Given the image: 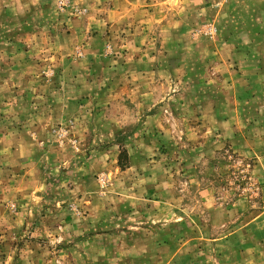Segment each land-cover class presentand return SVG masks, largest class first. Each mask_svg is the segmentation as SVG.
<instances>
[{
    "label": "rangeland",
    "instance_id": "374dc122",
    "mask_svg": "<svg viewBox=\"0 0 264 264\" xmlns=\"http://www.w3.org/2000/svg\"><path fill=\"white\" fill-rule=\"evenodd\" d=\"M263 214L264 0H0V264H242Z\"/></svg>",
    "mask_w": 264,
    "mask_h": 264
},
{
    "label": "crops",
    "instance_id": "0c3cea01",
    "mask_svg": "<svg viewBox=\"0 0 264 264\" xmlns=\"http://www.w3.org/2000/svg\"><path fill=\"white\" fill-rule=\"evenodd\" d=\"M259 221H262L264 223V214L263 216H260L259 218H257V220L253 218V220L251 221V224L255 225ZM237 250L238 249L234 250V247H233L232 253L235 252L236 254H238ZM215 252H216V256H219L218 259H220V253L221 255H223L224 249L221 252L220 250L215 249ZM242 254L243 256H245V263H242V264H264V249L251 247V248L244 250ZM198 259L199 261L196 258H193V254L190 253V254H187V257L184 259L183 264H204L202 263V260L200 258ZM216 263H218V261H216ZM231 264H239V263H237V261H234V262L232 261Z\"/></svg>",
    "mask_w": 264,
    "mask_h": 264
}]
</instances>
